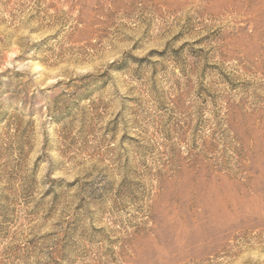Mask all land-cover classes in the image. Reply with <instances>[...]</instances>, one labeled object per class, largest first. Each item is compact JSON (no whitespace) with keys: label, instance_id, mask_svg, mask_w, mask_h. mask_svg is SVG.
Wrapping results in <instances>:
<instances>
[{"label":"rangeland","instance_id":"1","mask_svg":"<svg viewBox=\"0 0 264 264\" xmlns=\"http://www.w3.org/2000/svg\"><path fill=\"white\" fill-rule=\"evenodd\" d=\"M0 264H264V0H0Z\"/></svg>","mask_w":264,"mask_h":264}]
</instances>
